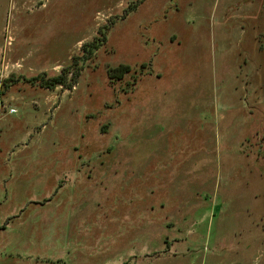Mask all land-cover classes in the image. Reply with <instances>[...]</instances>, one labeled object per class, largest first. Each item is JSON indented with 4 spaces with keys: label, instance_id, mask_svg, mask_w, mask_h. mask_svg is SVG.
<instances>
[{
    "label": "rangeland",
    "instance_id": "obj_1",
    "mask_svg": "<svg viewBox=\"0 0 264 264\" xmlns=\"http://www.w3.org/2000/svg\"><path fill=\"white\" fill-rule=\"evenodd\" d=\"M0 264H264V0H0Z\"/></svg>",
    "mask_w": 264,
    "mask_h": 264
},
{
    "label": "trees",
    "instance_id": "obj_2",
    "mask_svg": "<svg viewBox=\"0 0 264 264\" xmlns=\"http://www.w3.org/2000/svg\"><path fill=\"white\" fill-rule=\"evenodd\" d=\"M132 6H130L129 8H131ZM109 25H106L105 27L100 28V34L101 37H96L94 40H92V42L90 43H84L81 46V51H82V55L79 56L78 58L73 57V62L70 66L62 69L60 71L59 74L55 75V76H51V77H46L44 74H41L37 77L39 80V83L42 87L48 88V89H53L55 87H61L64 89H71L75 82H76V78L79 75V71H80V67H79V62L83 61V60H87L89 59V57L91 56L92 52H94V50L98 49L104 42L106 39V29L108 28ZM79 62H78V61ZM81 65V64H80ZM71 66H74L73 70L70 71L67 68H70ZM131 70L130 66L127 64H119L116 67H113L110 71V76L111 77H115L116 79H121L125 74L129 73ZM68 74H71V78L68 80Z\"/></svg>",
    "mask_w": 264,
    "mask_h": 264
},
{
    "label": "built area",
    "instance_id": "obj_3",
    "mask_svg": "<svg viewBox=\"0 0 264 264\" xmlns=\"http://www.w3.org/2000/svg\"><path fill=\"white\" fill-rule=\"evenodd\" d=\"M9 112H10V113H13V112H16V110L13 109V108H11V109H9Z\"/></svg>",
    "mask_w": 264,
    "mask_h": 264
}]
</instances>
